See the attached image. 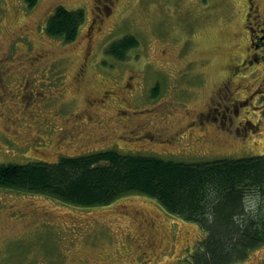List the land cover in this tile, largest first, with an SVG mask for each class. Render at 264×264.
<instances>
[{"label":"rangeland","instance_id":"rangeland-1","mask_svg":"<svg viewBox=\"0 0 264 264\" xmlns=\"http://www.w3.org/2000/svg\"><path fill=\"white\" fill-rule=\"evenodd\" d=\"M247 1L0 0V163L106 150L182 163L263 155L264 64L234 72L251 54ZM251 1L263 28L264 0ZM56 6L84 12L75 41L45 33ZM124 37L138 44L116 59L107 49ZM236 92L255 97L235 116ZM202 237L142 194L80 207L0 187V264H187ZM231 264H264V244Z\"/></svg>","mask_w":264,"mask_h":264},{"label":"trees","instance_id":"trees-1","mask_svg":"<svg viewBox=\"0 0 264 264\" xmlns=\"http://www.w3.org/2000/svg\"><path fill=\"white\" fill-rule=\"evenodd\" d=\"M24 2L32 8L37 0ZM52 13L45 21V33L61 37L65 43L75 41L84 12L56 6ZM113 43L107 52L120 60L138 44L133 37ZM208 182L215 183L219 194L211 223L202 215L203 187ZM253 184L264 185V154L182 163L106 150L63 156L52 163H0L1 188L44 195L74 206H107L130 194L155 198L167 213L198 225L203 235L187 264L239 263L249 251L264 244V215L246 219L243 226L233 219L242 211L244 189Z\"/></svg>","mask_w":264,"mask_h":264},{"label":"flooded vegetation","instance_id":"flooded-vegetation-1","mask_svg":"<svg viewBox=\"0 0 264 264\" xmlns=\"http://www.w3.org/2000/svg\"><path fill=\"white\" fill-rule=\"evenodd\" d=\"M244 7H245V11L243 12V22H244V26L245 29L247 31V37H248V48L251 50V54L248 56H245L243 59L241 58V62L239 64H235L234 65V72H236V74H238L240 72V70L238 69L239 67H243V70H246L247 72H250V74L254 73L255 71L250 69L252 65H255L257 63H262L264 64V27L260 28L258 27V24L254 23L255 25L253 26L252 23V12L257 9V4H255V2L249 0L245 3H243ZM258 29H257V27ZM237 67V69H236ZM233 72V73H234ZM233 73L231 75H233ZM230 77V76H227ZM226 77V78H227ZM225 78V79H226ZM224 80V79H223ZM226 83L229 82H221V84L214 90V91H218L219 87L221 86L220 90L222 89V86L225 85ZM246 87V86H245ZM234 95L239 96L238 97H234ZM234 95L232 97H234V101H237V104L235 103V107L233 109V114H235V116L237 115L236 113L239 111L237 108V105L240 104L239 102H249V100H252L255 96L248 93L246 94L243 98H241V94L239 92L234 93ZM239 99V100H237ZM96 103V102H95ZM242 103V104H243ZM221 109H220V114H222V120L224 118H226L227 120H232L231 117H229L230 114H228V104H222L220 105ZM245 115H251V116H255V113H244ZM216 117V115H214V118L212 120H214ZM198 118V116H197ZM211 120V119H210ZM206 121V119H204L203 117H199L198 118V126H200L201 128H203V123ZM245 121H249L248 118H246ZM194 123V122H193ZM187 126V125H186ZM189 126V125H188Z\"/></svg>","mask_w":264,"mask_h":264},{"label":"clouds","instance_id":"clouds-1","mask_svg":"<svg viewBox=\"0 0 264 264\" xmlns=\"http://www.w3.org/2000/svg\"><path fill=\"white\" fill-rule=\"evenodd\" d=\"M203 217L211 223L214 220L213 205L219 199L218 188L214 182H208L203 187ZM242 211L235 213L233 219L241 223L248 218L264 215V185L253 184L247 186L241 195Z\"/></svg>","mask_w":264,"mask_h":264}]
</instances>
